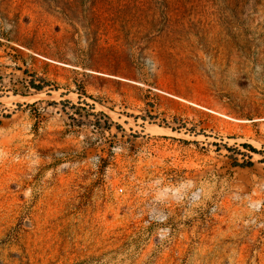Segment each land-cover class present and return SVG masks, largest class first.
I'll use <instances>...</instances> for the list:
<instances>
[{"label": "rangeland", "instance_id": "374dc122", "mask_svg": "<svg viewBox=\"0 0 264 264\" xmlns=\"http://www.w3.org/2000/svg\"><path fill=\"white\" fill-rule=\"evenodd\" d=\"M0 264H264V0H0Z\"/></svg>", "mask_w": 264, "mask_h": 264}, {"label": "trees", "instance_id": "16d2710c", "mask_svg": "<svg viewBox=\"0 0 264 264\" xmlns=\"http://www.w3.org/2000/svg\"><path fill=\"white\" fill-rule=\"evenodd\" d=\"M30 87L31 88H33L36 92H38V93H40V92H42L45 88H47V87H45L44 85H42V86H38V85H35V83L34 82H31L30 83ZM68 104L70 103V102H67ZM104 115V114H103ZM107 119H108V124L110 125L111 123H112V121H111V119H110V117H108L107 115H104ZM111 122V123H110ZM245 146V148H248V149H250L252 152H254V153H256V152H258L256 149H254L252 146H250V145H244Z\"/></svg>", "mask_w": 264, "mask_h": 264}]
</instances>
